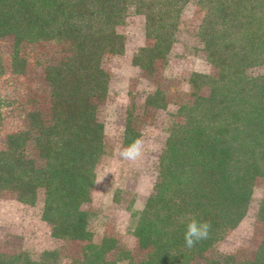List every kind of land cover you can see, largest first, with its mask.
<instances>
[{
    "label": "trees",
    "instance_id": "trees-1",
    "mask_svg": "<svg viewBox=\"0 0 264 264\" xmlns=\"http://www.w3.org/2000/svg\"><path fill=\"white\" fill-rule=\"evenodd\" d=\"M189 4L197 14L189 33L196 45L183 52L200 54L211 73L166 78L162 68L177 54ZM130 17L141 19L145 43L130 62L147 91L140 103L129 100L120 146L140 138L150 111L167 110L152 191L128 209L126 233L139 258L112 234L97 239L100 216L86 208L97 167L111 152L100 119L111 80L104 62L124 53L118 28ZM6 41L11 75L25 73L27 48L46 49L50 58L42 64L40 103L28 108L0 98V198L33 206L41 194L50 237L72 248L35 256L0 241V264H264V0H0V44ZM10 117L18 126L6 131ZM259 182L257 247L249 257L215 251ZM193 216L211 229L187 248Z\"/></svg>",
    "mask_w": 264,
    "mask_h": 264
},
{
    "label": "rangeland",
    "instance_id": "rangeland-1",
    "mask_svg": "<svg viewBox=\"0 0 264 264\" xmlns=\"http://www.w3.org/2000/svg\"><path fill=\"white\" fill-rule=\"evenodd\" d=\"M187 19L186 25L179 33V42L170 58L169 63L162 68V75L169 78L172 75L186 77L189 72L211 73L200 54L190 55L183 52L184 46L196 45L189 35L196 25L197 14L192 4L183 11ZM125 36V50L119 57H113L104 62V67L110 72L109 95L103 99L100 107V119L104 123V131L111 152L105 155L96 170V181L91 193V200L86 208L100 216V228L96 235L99 239L103 234H112L118 238L121 248L134 252L139 258L141 253L136 251V242L126 233L129 219L128 209L139 208L144 199L152 191L156 177L155 159L165 138V120L167 110L150 111L152 118L141 130L139 139L143 141L142 155L135 161L121 159L118 152L119 137L124 124L125 111L129 100L134 98L138 103L142 94L147 91L146 84L138 76L137 69L131 64L132 54L144 45L141 19L130 17L118 28ZM28 65L22 76L10 74L11 42L0 44V58L3 62L4 74L0 76V98L22 100L27 107L40 103L45 89L42 81V64L50 58L46 49L27 48L24 52ZM181 89L183 86L181 85ZM173 99L169 109L173 108ZM13 118V119H12ZM5 130L17 128L14 117L7 118ZM1 136V135H0ZM0 137V143H1ZM262 195V183H257L251 197L248 209L238 224L220 241L215 251L237 253L241 257H249L261 239V226L256 220L257 203ZM42 195L35 205L28 206L13 199L0 198V241L21 244L35 256L45 249H57L63 254H69L72 246L66 242L50 237L48 226L41 220ZM68 247V251H67ZM64 261H67L64 258ZM198 264V263H194Z\"/></svg>",
    "mask_w": 264,
    "mask_h": 264
},
{
    "label": "clouds",
    "instance_id": "clouds-1",
    "mask_svg": "<svg viewBox=\"0 0 264 264\" xmlns=\"http://www.w3.org/2000/svg\"><path fill=\"white\" fill-rule=\"evenodd\" d=\"M143 151V141L139 138L134 140L127 147L118 152L121 159L135 161ZM211 224L208 221H201L195 216L191 217L185 227L184 242L187 248H193L200 241L205 240L209 236Z\"/></svg>",
    "mask_w": 264,
    "mask_h": 264
}]
</instances>
